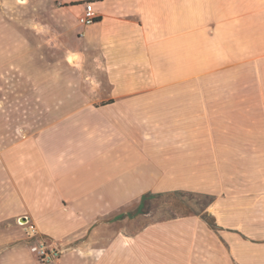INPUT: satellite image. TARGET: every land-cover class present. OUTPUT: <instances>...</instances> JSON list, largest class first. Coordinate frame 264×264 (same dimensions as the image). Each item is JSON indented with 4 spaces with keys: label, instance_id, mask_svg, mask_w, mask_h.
<instances>
[{
    "label": "crops",
    "instance_id": "0c3cea01",
    "mask_svg": "<svg viewBox=\"0 0 264 264\" xmlns=\"http://www.w3.org/2000/svg\"><path fill=\"white\" fill-rule=\"evenodd\" d=\"M66 2L0 4V264H264V0ZM166 195L213 200L144 225Z\"/></svg>",
    "mask_w": 264,
    "mask_h": 264
},
{
    "label": "rangeland",
    "instance_id": "374dc122",
    "mask_svg": "<svg viewBox=\"0 0 264 264\" xmlns=\"http://www.w3.org/2000/svg\"><path fill=\"white\" fill-rule=\"evenodd\" d=\"M19 2L22 3V0H0L2 9L8 11L7 13L14 14L17 21L25 19L32 21L33 26H35L33 28L34 33H36V30L40 31V28H36V26L47 23L52 26L58 18L64 21L65 17L58 13V9H63L68 5L66 0H27L26 9L25 5H21ZM49 29L54 31L56 28L50 27ZM61 30L62 34L64 29L61 28ZM196 203L201 204L202 202L199 198L191 196L175 198L166 195L161 197L150 205L152 213L144 218V225L171 217L188 215L192 211L198 210L195 207ZM139 226L135 224L133 226L134 230H137Z\"/></svg>",
    "mask_w": 264,
    "mask_h": 264
},
{
    "label": "built area",
    "instance_id": "2783aa9c",
    "mask_svg": "<svg viewBox=\"0 0 264 264\" xmlns=\"http://www.w3.org/2000/svg\"><path fill=\"white\" fill-rule=\"evenodd\" d=\"M97 19L98 15L94 11L92 3H84L83 9L77 17L78 23L82 26H88L93 24ZM22 226L28 239H36L38 237L37 230L32 223L26 221L24 224H22ZM30 252L41 264L52 263L56 261L62 254L61 249L43 240L36 241L31 246Z\"/></svg>",
    "mask_w": 264,
    "mask_h": 264
},
{
    "label": "trees",
    "instance_id": "16d2710c",
    "mask_svg": "<svg viewBox=\"0 0 264 264\" xmlns=\"http://www.w3.org/2000/svg\"><path fill=\"white\" fill-rule=\"evenodd\" d=\"M174 195H182L183 193H181V192H175V193H173ZM159 196H161L160 194H157V195H153V194H145L143 197H142V200H141V203H140V205H139V207L137 208V210H136V214H138L141 210H143L144 209V207H145V205L147 204V201L149 200V199H152V198H157V197H159ZM202 197H204L205 199H208V201H206V202H203L202 204H201V208L202 209H204V208H206L211 202H212V198L211 197H208V196H202Z\"/></svg>",
    "mask_w": 264,
    "mask_h": 264
},
{
    "label": "water",
    "instance_id": "95a60500",
    "mask_svg": "<svg viewBox=\"0 0 264 264\" xmlns=\"http://www.w3.org/2000/svg\"><path fill=\"white\" fill-rule=\"evenodd\" d=\"M26 222V220H20L19 223L20 224H24Z\"/></svg>",
    "mask_w": 264,
    "mask_h": 264
}]
</instances>
